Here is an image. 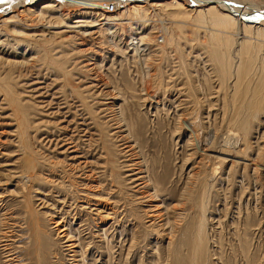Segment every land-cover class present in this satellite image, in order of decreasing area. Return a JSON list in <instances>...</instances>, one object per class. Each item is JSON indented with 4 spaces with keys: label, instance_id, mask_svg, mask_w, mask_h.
Returning a JSON list of instances; mask_svg holds the SVG:
<instances>
[{
    "label": "rangeland",
    "instance_id": "rangeland-1",
    "mask_svg": "<svg viewBox=\"0 0 264 264\" xmlns=\"http://www.w3.org/2000/svg\"><path fill=\"white\" fill-rule=\"evenodd\" d=\"M252 1L264 8V0ZM109 2H104L106 10ZM64 3L53 10L61 8L54 12L69 14L67 21L75 20L84 9ZM9 9L0 11V25L3 24L4 30L9 29L3 19L19 10L16 7ZM21 17H14L15 21H12L18 30L27 32L38 28L23 27ZM97 18V23L104 22L100 20L101 15ZM160 18L155 15L148 20L149 25L129 24V20L123 19L122 25L112 28L114 36L103 29L107 27L103 24L104 31L85 36L82 46L76 43L78 39L59 42L54 53L56 57L65 59V68L70 73L56 71L42 60L33 59L37 53L31 47L25 48L19 44L16 32L9 31L10 38L3 46L0 45V54L11 59L28 60L32 65L29 77L24 79V83L28 82L30 84L27 83V86H30L27 90L24 87H17V90L25 93L21 96L26 101L27 116L34 126L30 129V144L38 161L39 172L43 175L41 181L32 187L27 186L24 191L23 185L18 183L23 159H20L17 119L11 113L12 107L3 100L5 93L0 88V229L3 231L6 228L7 221L16 225L9 242L12 252L23 259L21 263L31 260L30 256L32 258L33 255H27L26 249L31 245V237H35V227L24 201L26 196L30 198L31 206L39 212L41 229L57 242L55 249L64 264H74V261L69 259L68 251L60 248L63 240L57 237L56 230L50 229L51 217L65 220L67 227L81 241V255L85 254L88 264H173L168 257L169 238L156 232L163 220L158 219L151 224L147 210L152 203H162L160 207L168 213L167 216L173 214L174 219L172 207H186L180 199L186 181L193 172L201 171L200 175L204 174L201 155L190 156L193 147L189 141V131L176 129L178 117L184 115V119L197 121V133L208 146L216 132L219 136L224 134L225 138L229 129L239 141L236 147L238 151L225 148L231 156L224 163L223 170L218 171L212 192L205 193V200L209 202V243L214 253L210 264H249L245 256L249 251L257 252L256 260L261 264V257L264 256V172L254 173L249 164L255 159L264 163V156L262 160L259 159V152L264 150V95L260 99L258 115L251 118L246 116V127L240 123L246 109L237 115L239 119L234 122L233 117H237L235 106L229 99L233 75L228 72L222 76L218 72L208 51L210 48L204 42V33L199 31V34H193L188 25L182 38L173 41L177 44H169L168 30L160 24ZM31 23L36 25L41 21L36 19ZM100 26L97 28L100 29ZM41 28L43 26L38 29ZM138 31L143 34L153 32L150 45L141 46L142 57H148L146 62L152 65L151 80L146 77V81H143L145 63L141 64L139 57H132L134 50L127 43L128 34ZM5 34H0V41L5 39ZM188 38L197 40L192 42ZM6 42L14 45H6ZM177 45H180L179 48ZM84 48L88 50L80 51ZM199 83L203 84L204 91L198 89ZM144 84L154 91L153 98L145 97ZM30 94H33V99ZM121 112L127 121L130 117L138 121L136 137L142 143L139 142V146L142 145L146 163L155 173L149 188L139 184L137 169L133 171L129 166L132 164L130 156L121 151L129 144L128 140L132 139L133 142L134 138L127 137L126 132L121 133L126 134L122 140L109 135L117 131L114 128L117 124L111 122V125L114 124L110 127L107 120L111 114L120 115ZM103 130H107L108 135L100 136ZM245 131L248 133L245 134ZM204 143L203 146L206 145ZM207 153L213 151L210 149ZM232 155L237 156L235 159L240 162L234 175L229 176ZM55 162L56 166H52ZM156 178L167 182L166 190L159 193V201H141L144 192L154 191ZM89 194L112 202L110 207L115 214L109 209L111 218L106 217L105 223L96 215L95 208L101 205L90 199L92 196ZM102 213V216L106 214ZM7 254L8 250H4L0 242V264H7ZM47 257L48 262L55 261L52 253Z\"/></svg>",
    "mask_w": 264,
    "mask_h": 264
},
{
    "label": "bare ground",
    "instance_id": "bare-ground-1",
    "mask_svg": "<svg viewBox=\"0 0 264 264\" xmlns=\"http://www.w3.org/2000/svg\"><path fill=\"white\" fill-rule=\"evenodd\" d=\"M109 1H115V7L113 10H110L109 8L111 5ZM64 2H67L70 5L84 7L83 11L80 12L77 18L72 22L66 20L67 18H70L69 14H57L54 12L59 11L61 8L58 10H53L55 8L62 7L63 4H65ZM104 2H109L106 4L107 10L104 7ZM187 4L192 6L189 7ZM9 7H16L18 9L20 7L22 8L19 9L14 15L3 19V23L6 24L9 30H4L2 28L3 24L0 25V34L3 32L6 33L4 36L5 39L0 41V45L3 46L5 41H8L7 39L10 38L11 35L8 34L9 31L11 33L16 32L18 34L16 36L19 37V44L25 46V48L31 47L37 53L33 59L38 58V60H42L44 63L53 66L56 71L59 70L63 73H70V70L68 71L65 68V59L63 60V58L56 57L54 53L55 46L58 44L60 45L59 42H62L63 40L68 41L78 39L76 43H79L82 46L85 44V40H83L85 36H91L95 33L100 34L103 29L108 30V34L114 36L115 33L112 28L117 27V25L120 24L122 25L123 23H121V20L123 19L129 20V24L141 23L144 25H149L148 20H152V17L156 15L161 17V21L159 22H161L160 24L168 30V40L169 42L171 41L169 44H172L176 38H180L183 35L185 28L189 25L193 34H199V31L204 33V42H206L207 46L210 48L208 51H210L213 61L216 63L218 72L222 76L227 75L228 72L232 73L234 82L232 87L229 86L231 88L230 91H232L229 92V99L231 100L232 104L234 102L236 116L239 115L243 109H246V115L243 116L242 120H240L241 125L243 127L247 126L246 116L251 118L258 115L259 113L260 99L261 96L264 95V8L257 2L252 0H4V2H0V11H7ZM51 13L55 14V16H52ZM21 15V18L24 20L22 23L23 27L26 26V28L34 29L35 26L38 28L39 26H43V28L40 30L36 28L35 30L27 32L20 29L18 30L15 28L12 21H15L13 20L14 17L17 18ZM100 15L102 18L100 20L104 21L103 23H97V17H100ZM36 19L37 21H41V23H36V25L32 24L31 22H35ZM112 22H114V25ZM103 24L107 25V27L103 28ZM99 26L100 29L97 28ZM152 33L143 34L142 31H138L128 34L130 36L127 40V43L132 45L131 49L134 50L132 57H139L138 60L141 62V64L145 63L144 65L146 68L144 67L145 69H142V72L145 70V73L143 72L145 75L143 81H146V77L151 80L152 77L149 78V76L152 75V65L150 66L149 62H146L148 57H142L141 50H143V48L141 46L146 44L150 45ZM188 39L189 41L191 40L193 42V40L196 38ZM7 44L11 43L6 42V45ZM173 44L175 45L177 43ZM177 46L179 48L180 45ZM182 48L183 47H181V50ZM86 49L84 48L80 51L86 52L88 50ZM180 62L184 64L183 59ZM30 65L31 64L28 60L11 59L0 54V88H2L5 93L3 95L5 96L3 100L7 101L8 105L12 107L13 111L11 113L16 116L17 119L16 128L18 131L17 137L21 150L20 159H23V163L20 168L21 170L18 173V183L23 185V191L27 186L32 187L36 182L43 179V175L41 172H39L40 168L38 167V161L34 154L35 152L33 151V148L30 144V129L34 126L31 125L32 121H30L27 116V108L24 104L26 101H24V98L21 96L23 91L21 92L20 90H17V87H24L26 89L30 86H27L28 82L24 83V79L29 75V73H31ZM40 70H38V73ZM147 84L143 85L145 86L143 88L145 90L143 91L145 92L144 95L146 98H153L154 91H150L148 86H146ZM197 86L201 91L204 88L203 84L201 83H199ZM250 91L253 92V94H248ZM45 93L47 92L45 91ZM31 96L33 99V94ZM36 105H39V103ZM4 106L6 107V105ZM58 106L60 107L59 103ZM76 108L75 111H77ZM122 112L120 115L114 114L116 113L114 112L113 115L111 114L110 119L107 120L108 122L106 123H108L110 127H112L114 123L117 124V126L115 125L116 127H114L117 131L109 135H114L113 138H120L122 140L126 134L121 135V133L126 132L127 137L134 138L133 142L132 139L128 140L129 144H125L126 146H124L121 151H124V153L130 156V161L132 164H129V166L130 168L132 167L133 171L137 169L138 172L136 171V173L139 174V177L136 178L140 181L139 184H142V187L149 188L151 181H153V177L155 178V173L153 169H150L151 167H149V164L146 163L144 159L145 157L142 155L144 153L142 152V145L139 146L141 142L136 137V133L139 129L137 125L138 121L132 117H130L131 119L127 121L125 115H123ZM183 116L180 115L178 117V121L175 125L177 126L176 129H185L186 131H189V141L193 147V152L190 154V156L197 153L201 155V166L204 169V174L200 175L202 173L201 171L193 172L190 178L186 181L182 191L183 193L181 194L180 198L181 202L184 201L186 207L174 209L172 207V213L174 210V219L173 214L171 216L172 218L169 215L167 216L168 213L164 211V208L160 207L162 203H152L159 201V193L165 189L167 183L166 180H160L156 178V180H154V191L144 192L140 198L141 201L143 199L148 201L150 199H157L153 201L150 200L152 204H150V208L147 210L150 217L149 220L151 221V224H155V220H163L162 223L159 224L160 228L158 231L156 230V232L161 233L162 235H167L166 238H169L167 244L168 257L171 258V262L173 264H210L213 261L214 253L212 246L209 243V218L207 216L209 202L207 203L205 200V193L206 191H208V193L212 192L214 181L218 176V171L223 170L224 163L229 160L228 158L231 156L228 154L229 152H226L225 148L237 150L236 147L239 146L237 145L239 141L238 138L232 135V132L229 129L226 131L227 133H225V138L224 134L219 136V134L216 132L213 139L209 140L211 145L208 146L207 143H204L200 139L197 133V126H199L196 123L197 121H189V119H184ZM238 119L239 116L235 118L233 117L234 122H236ZM111 122L114 123L111 125ZM108 124L107 127H109ZM247 131H245V134L248 133ZM103 132L104 133H102L100 136H104L105 133L108 135L107 130H103ZM203 143L206 145L203 146ZM210 149L213 151V153H207V150ZM263 156L264 150H261L259 152V159L262 160ZM235 158H237V156L232 155L230 159L231 167L228 171L229 176L234 175L236 171L235 168L239 165L240 161H236ZM56 164L57 163L55 162L52 164V166H56ZM249 165L253 168L254 173L264 172V163H262V161L255 159L250 161ZM136 166L138 168H134ZM194 188L199 191H196ZM89 196H92L90 199L95 200L98 202V205H101V207L99 206L98 208H95V210L97 211L96 215H98L102 223H105L106 217L107 219L111 218V212H108L109 209L115 214L113 208L110 207V204H112L111 201L105 199L104 197L95 196L94 194H89ZM24 201L28 207L27 213L31 217L30 220H32V225L35 227V237L32 235L33 237L31 238L33 239H31V245L27 247L29 249H26L27 255L30 256L32 253L33 256L32 258L30 256L31 260L28 262L21 263L23 261L21 256L14 254L15 252H12V244L9 241H11L12 236H14L13 228L16 225L13 224V222L10 223V221H7L6 228H3V231L0 229L1 245L3 246L4 250H8V254L6 255L7 264H29L33 262L34 264H64L65 262H61L59 252H57L55 249V244L57 242L52 239L50 234L44 232L40 227L41 224L39 220V212L31 206L32 202L29 197L24 196ZM102 212H105L106 214L102 216ZM164 216L166 217L163 218ZM49 220L50 224L52 225L50 229L52 230V228H54L56 230L57 237L60 238V241L63 240V242L60 243V248L70 253L69 259L74 261V264H88L84 256L85 254H83V256L81 255V241L75 237V234L70 230V227H67V224L64 223L65 220L52 217ZM49 253H52V257L55 258L53 263L48 262L47 254ZM256 255L257 252L253 253L250 251L245 254L249 260V264H259V262L256 260ZM260 263L264 264V256L261 257Z\"/></svg>",
    "mask_w": 264,
    "mask_h": 264
},
{
    "label": "built area",
    "instance_id": "built-area-1",
    "mask_svg": "<svg viewBox=\"0 0 264 264\" xmlns=\"http://www.w3.org/2000/svg\"><path fill=\"white\" fill-rule=\"evenodd\" d=\"M114 3H115V2H111V3H110V4H111L110 7H109L110 10H113V8L115 7Z\"/></svg>",
    "mask_w": 264,
    "mask_h": 264
},
{
    "label": "snow or ice",
    "instance_id": "snow-or-ice-1",
    "mask_svg": "<svg viewBox=\"0 0 264 264\" xmlns=\"http://www.w3.org/2000/svg\"><path fill=\"white\" fill-rule=\"evenodd\" d=\"M0 2H4V0H0Z\"/></svg>",
    "mask_w": 264,
    "mask_h": 264
}]
</instances>
